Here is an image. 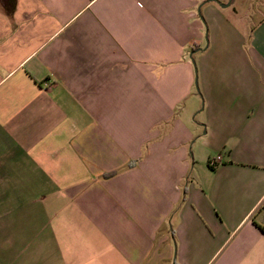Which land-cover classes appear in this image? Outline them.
<instances>
[{
  "label": "crops",
  "instance_id": "crops-1",
  "mask_svg": "<svg viewBox=\"0 0 264 264\" xmlns=\"http://www.w3.org/2000/svg\"><path fill=\"white\" fill-rule=\"evenodd\" d=\"M214 3L0 0V264H264V10Z\"/></svg>",
  "mask_w": 264,
  "mask_h": 264
},
{
  "label": "rangeland",
  "instance_id": "rangeland-1",
  "mask_svg": "<svg viewBox=\"0 0 264 264\" xmlns=\"http://www.w3.org/2000/svg\"><path fill=\"white\" fill-rule=\"evenodd\" d=\"M223 1H230L231 2V5L232 7H239V8H245V9H250L251 11L255 9V11L257 10L258 12V6H259V9L261 10H264V1L262 0H215V3L214 4H224L222 3ZM258 2V3H257ZM263 3V5H261ZM232 8L230 7L228 10H231ZM201 17L202 14H200ZM2 235H5V234H1L0 236V248H1V251H7V238H4L5 236H2ZM6 235H7V232H6Z\"/></svg>",
  "mask_w": 264,
  "mask_h": 264
},
{
  "label": "trees",
  "instance_id": "trees-1",
  "mask_svg": "<svg viewBox=\"0 0 264 264\" xmlns=\"http://www.w3.org/2000/svg\"><path fill=\"white\" fill-rule=\"evenodd\" d=\"M252 222L259 228L261 233L264 235V202L262 206H260L259 209L254 213L252 217Z\"/></svg>",
  "mask_w": 264,
  "mask_h": 264
},
{
  "label": "built area",
  "instance_id": "built-area-1",
  "mask_svg": "<svg viewBox=\"0 0 264 264\" xmlns=\"http://www.w3.org/2000/svg\"><path fill=\"white\" fill-rule=\"evenodd\" d=\"M223 161V156L221 154H217L212 159L209 160L208 165L211 168H216Z\"/></svg>",
  "mask_w": 264,
  "mask_h": 264
},
{
  "label": "water",
  "instance_id": "water-1",
  "mask_svg": "<svg viewBox=\"0 0 264 264\" xmlns=\"http://www.w3.org/2000/svg\"><path fill=\"white\" fill-rule=\"evenodd\" d=\"M220 6L221 7H223V8H226V7H228L229 6V3L228 4H220ZM200 9H201V7L198 9V13H200ZM199 50H201V49H199ZM198 50V51H199ZM196 51H193L192 53H191V56L195 53ZM190 56V57H191ZM192 62L194 63V60L192 59Z\"/></svg>",
  "mask_w": 264,
  "mask_h": 264
}]
</instances>
